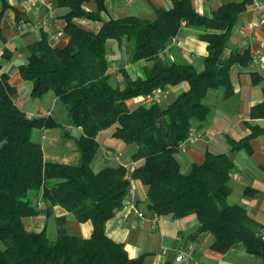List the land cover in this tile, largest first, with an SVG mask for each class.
Listing matches in <instances>:
<instances>
[{
  "label": "trees",
  "instance_id": "1",
  "mask_svg": "<svg viewBox=\"0 0 264 264\" xmlns=\"http://www.w3.org/2000/svg\"><path fill=\"white\" fill-rule=\"evenodd\" d=\"M0 1V40H4L2 19L10 5L8 0ZM88 1L55 0L69 9L63 15L68 42L63 47L53 46L42 30L40 38L26 46L27 58L18 66L21 78L32 84L33 98L52 92L66 106L70 123L82 128L75 139L78 163L45 160L42 143L33 140V133L57 127L60 122L52 115L29 116L15 101L18 88L10 75L0 73V264H147L145 255L131 257L125 245L106 232L107 222L124 207L133 178L147 186V207L153 215L176 219L194 215L199 221L196 233L213 234V250L226 253L242 245L264 264V235L259 223L244 206L228 201L235 168L231 156L208 152L202 163H193L186 173L176 158L189 129L197 123L206 124L213 114V108L205 103L209 90L220 88L225 98L234 94L231 67L248 63L251 55L234 48L224 65L219 64V57L230 44L239 15L256 0L222 4L211 16L201 15L192 0H171L172 7L156 9L154 20L134 15L103 20L101 13L108 0H95V11L85 7ZM78 18L97 21L100 28H84L76 22ZM183 23L201 30L200 38L207 42L203 70L187 61L169 63L160 56ZM111 39L119 46L131 44V62H152L143 78H133L123 70L124 82L113 84L108 56ZM15 54L8 48L3 52L5 59ZM183 81L189 82V89L167 106L128 105L135 97ZM250 116L264 118V102L255 105ZM112 126L116 138L137 147L133 159H143L132 171L125 165L106 166L99 172L92 168L100 147L97 136ZM263 131L255 126L247 137L230 138L231 150L247 146ZM31 192L41 194L48 214L60 205L79 222L91 220V236L69 234L66 217L57 218L55 240L46 228L40 232L27 229L24 219L40 213Z\"/></svg>",
  "mask_w": 264,
  "mask_h": 264
},
{
  "label": "crops",
  "instance_id": "2",
  "mask_svg": "<svg viewBox=\"0 0 264 264\" xmlns=\"http://www.w3.org/2000/svg\"><path fill=\"white\" fill-rule=\"evenodd\" d=\"M47 1L52 3V8L40 2L8 0L10 7L5 11L2 19L5 39L0 40V65H2L0 73L7 72L10 75V81L18 88V92V83L24 81L19 74L18 66L27 58L26 46L40 38L42 30L48 33L49 41L53 46L63 47L69 39L64 31L66 20L63 17L69 9L59 6L55 0ZM233 1L242 0H192L195 9L204 16H211L220 5ZM172 5L171 0H108L106 10L101 16L103 20L128 15L154 20L156 9L170 8ZM85 7L89 10H97L95 0L85 2ZM2 9L3 4L0 1V13ZM76 22L89 30L97 31L100 28L99 22L88 18H78ZM200 34L201 30L198 28L183 23L179 34L161 52V58L169 63L187 61L198 70H203L204 57L208 54V49L207 42L200 38ZM6 48L15 51L13 58L5 59L3 52ZM234 48L241 52L247 50L251 55L248 63H235L231 67L234 94L225 98L222 89V91L220 88L209 90L205 103L213 108V114L206 124L194 125L197 138L187 141L177 152L176 158L182 171L186 173L193 163H202L208 152L228 153L235 163L229 182L232 192L228 201L231 204L244 206L251 217L259 223L264 235V131L250 139L247 146L237 150H231L229 141L230 138L240 140L249 136L255 126L264 128L263 117L250 116L252 108L264 102V0H256L239 15L232 30L230 44L219 57L220 65L227 62ZM130 50L129 42H124L121 46L115 39L108 42V56L111 62L109 73L115 83L124 82L123 70L133 78H143L145 68L152 64L151 61L144 59L131 62ZM254 55L258 57L257 60H254ZM189 87L188 81L168 87L164 94L171 95L169 104ZM145 98L138 96L131 99L134 103L133 108L144 103ZM45 101L46 106L39 107L36 112L23 110L29 116L50 110L52 116L59 122L58 116L64 111L58 109L60 100L54 94L48 93ZM49 130H42V133H47ZM114 130L115 126H112L101 131L97 136L100 147L92 162L95 172L106 166L118 165L134 169L143 162V159L134 160L132 157L137 147L126 145L116 138L113 135ZM81 134L82 128L73 126L70 121L61 134H52L50 137L43 134L41 143L45 160L66 164L78 163L80 152L75 139ZM108 150L112 152L110 155L106 153ZM115 155L119 156V160ZM247 189H249L248 193H246ZM30 197L40 213L24 219L27 229L40 232L45 228L48 230L49 223H53L57 230V218L66 217V230L69 234L91 236L94 228L91 220L79 222L60 205L53 206L48 214V205L40 193L31 192ZM124 203V207L107 222L106 232L109 237L123 243L131 257L145 255L147 264H263L261 258L248 253L242 245L233 247L226 253L213 250L211 248L213 234L209 231L197 234L199 221L194 215L180 219L160 216L155 220L147 207V186L140 179H132ZM138 212H143L144 217H140ZM164 249H167V252L164 253ZM181 251H184L188 257L177 261L176 256Z\"/></svg>",
  "mask_w": 264,
  "mask_h": 264
},
{
  "label": "rangeland",
  "instance_id": "3",
  "mask_svg": "<svg viewBox=\"0 0 264 264\" xmlns=\"http://www.w3.org/2000/svg\"><path fill=\"white\" fill-rule=\"evenodd\" d=\"M112 82H113V84H116L114 81H112ZM31 85H32L31 83L24 82V81H21L20 83H18L19 92L15 96V101L21 109H27V110H31V111L33 110V112H36L39 107L46 106L47 103L45 100L48 97V94L44 95L43 97L33 98L31 96ZM49 94L53 95L52 92ZM170 101H171V95L170 94H163L162 100H161V105L167 106V105H169ZM128 104L130 107H133V104H134L133 100H131ZM58 109L64 110L58 116V120L60 122V125L57 127H54V128H50V130L47 133H42L41 129H36L33 133V140L38 141V142H42L43 134L50 137V135H52V134H54V135H58V133L61 134V132H63L65 130L67 123L69 121L68 111H67L66 106L64 104H62L61 102H59V104H58ZM106 144H108L107 141H106ZM132 170L133 169H130V171H132ZM48 234L52 240H55L57 237V230H56V227L53 223H49ZM0 247L1 248L3 247V244L1 242H0Z\"/></svg>",
  "mask_w": 264,
  "mask_h": 264
},
{
  "label": "built area",
  "instance_id": "4",
  "mask_svg": "<svg viewBox=\"0 0 264 264\" xmlns=\"http://www.w3.org/2000/svg\"><path fill=\"white\" fill-rule=\"evenodd\" d=\"M29 2L31 3H42L43 5L47 6L48 8H52V3L47 1V0H28ZM61 34V33H60ZM257 56L254 55V60H257ZM165 93V90L163 89H157L155 92H153L151 95H148L146 96L145 98V101L144 103L147 104V105H150V104H154V103H160L161 102V99H162V96L163 94ZM39 115H52V111L50 110H44V111H41L39 113ZM197 138V134H196V129L194 126H192L190 129H189V134L188 136L186 137V139L184 141H182L180 144H179V148H183L186 144L187 141L189 140H192V139H195ZM212 137L210 136L209 139H211ZM107 154H111L112 152L111 151H106ZM116 159L119 160V156L118 155H115ZM138 215L140 217H144V213L143 212H138ZM155 220H157L159 218V216L157 215H154L153 217ZM163 252H167V249H164ZM188 257V255L184 252V251H181L177 254L176 256V260L177 261H181V260H184Z\"/></svg>",
  "mask_w": 264,
  "mask_h": 264
}]
</instances>
